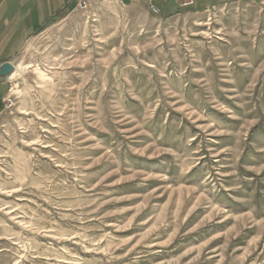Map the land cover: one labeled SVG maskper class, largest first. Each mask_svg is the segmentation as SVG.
Returning <instances> with one entry per match:
<instances>
[{"label":"rangeland","instance_id":"374dc122","mask_svg":"<svg viewBox=\"0 0 264 264\" xmlns=\"http://www.w3.org/2000/svg\"><path fill=\"white\" fill-rule=\"evenodd\" d=\"M78 1L4 61L0 264H264V0Z\"/></svg>","mask_w":264,"mask_h":264},{"label":"crops","instance_id":"0c3cea01","mask_svg":"<svg viewBox=\"0 0 264 264\" xmlns=\"http://www.w3.org/2000/svg\"><path fill=\"white\" fill-rule=\"evenodd\" d=\"M188 0H120L125 6L150 9L151 4L159 8L164 17H173L183 11H197L221 1L194 0V4H183ZM257 1V0H251ZM78 0H0V65L18 54L25 42L42 32L51 21L64 18ZM71 12V11H70Z\"/></svg>","mask_w":264,"mask_h":264},{"label":"water","instance_id":"95a60500","mask_svg":"<svg viewBox=\"0 0 264 264\" xmlns=\"http://www.w3.org/2000/svg\"><path fill=\"white\" fill-rule=\"evenodd\" d=\"M14 68L9 62H5L0 68V78H5Z\"/></svg>","mask_w":264,"mask_h":264},{"label":"built area","instance_id":"2783aa9c","mask_svg":"<svg viewBox=\"0 0 264 264\" xmlns=\"http://www.w3.org/2000/svg\"><path fill=\"white\" fill-rule=\"evenodd\" d=\"M80 4H81V3H80ZM192 4H194V0H188V1H186V2L183 4V6L192 5ZM82 6H83V4H82ZM84 6H85V2H84ZM151 10H152L153 13H155L156 15H158L159 12H160L159 8H157L155 5H151Z\"/></svg>","mask_w":264,"mask_h":264}]
</instances>
